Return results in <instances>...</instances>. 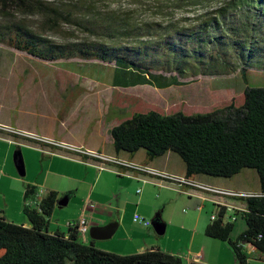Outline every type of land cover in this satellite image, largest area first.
Returning <instances> with one entry per match:
<instances>
[{"label": "trees", "instance_id": "trees-1", "mask_svg": "<svg viewBox=\"0 0 264 264\" xmlns=\"http://www.w3.org/2000/svg\"><path fill=\"white\" fill-rule=\"evenodd\" d=\"M154 1L172 6L212 5L209 10H201L196 18H180L185 24H169L160 34L153 32L149 38H135L138 42H149L159 52L158 59L151 68L131 60L137 69L130 70V76L123 75L121 82L112 85L130 87L148 83L169 88L183 85L187 77H220L219 82L226 77V80L235 83L238 79L243 84V103L235 106L232 101L204 113L151 111L136 114L110 128L113 151L133 154L143 149L147 159L167 151L174 152L184 164V176L193 182L198 175L231 177L242 169H255L260 191L238 197L245 203V210L240 212L245 229L232 240L233 222L226 220L223 206L217 205L216 218L206 225L204 233L227 241L235 254L236 264H246L248 258L264 260V87L247 83L251 72H264V0ZM11 4L41 11L50 9L61 15V11L48 6L45 0H0V9L6 11ZM112 26L115 25L98 28L108 35L111 43L127 48L129 44L116 41L114 36L125 33L139 36L143 32L138 26ZM109 27L112 31H108ZM146 31H149L148 27ZM0 42L51 62L80 53L86 59H93L87 44L101 46V41L57 44L19 24L1 25ZM100 60L107 61L103 57ZM112 62L117 66L119 60L113 57L107 61ZM156 75L163 79L156 80ZM229 76L236 77L227 78ZM0 131L6 130L0 128ZM111 158L119 160V157ZM16 161L21 167L19 153ZM35 191V186L27 184L25 201ZM56 196L53 190L46 192L39 204L40 212L23 205L29 226L16 224L0 215V264H182L179 256L159 248L123 255L100 249L92 240L84 243L78 239L74 222L67 233L50 232L48 217L57 201Z\"/></svg>", "mask_w": 264, "mask_h": 264}, {"label": "rangeland", "instance_id": "rangeland-1", "mask_svg": "<svg viewBox=\"0 0 264 264\" xmlns=\"http://www.w3.org/2000/svg\"><path fill=\"white\" fill-rule=\"evenodd\" d=\"M45 2L48 6L61 11V15L58 11L52 12L50 9L41 11L11 4L6 11L0 9V26L19 24L57 44L101 41V46L87 44L86 47L91 49L93 59H86L80 53L71 58L62 57L51 62L0 42V122L7 124L8 127H5L11 129L7 132L0 131V135L11 139L10 143L4 138L0 141L1 175L14 173L20 180L22 177L40 183L43 176L50 173L49 178L61 181L58 188L61 197L67 196L72 203L81 201L83 204V196L87 193L89 185L78 194V197L73 194L78 185L74 178H80L85 170L82 166L72 164V158L79 157L66 152L55 155L56 157L51 156L50 151L57 153L58 149L43 143L40 135L109 153L107 128L136 114L151 111L204 113L222 108L232 101L235 106L243 103V84L238 79L235 83L226 80V77L220 82V77H187L183 85L169 88H159L148 83L130 87L112 85L121 82L123 75L130 76V70L137 69L131 60L151 68L158 59L159 52L149 45V42H138L134 40L135 38H149L153 32L160 34L169 24H185L186 22L180 18L195 17L201 10H209L211 3L190 7L186 4L174 6L169 3L158 4L154 0H45ZM117 24L120 28L138 26L139 31L143 29V32L139 36L129 33L118 36L116 34L114 36L116 41L129 44L128 48L117 46L119 44L111 43L108 35L98 28L105 25H115L112 27L119 28ZM112 27H109L108 31H112ZM147 27L149 31H146ZM122 49L124 51H121ZM102 57L107 61L115 57L119 63L117 66L113 62L104 63L100 60ZM150 70L156 72L155 69ZM251 73L248 85L264 87V72ZM158 79L163 78L156 75V80ZM219 83L221 84L217 86ZM23 130L34 132L39 140L29 137L30 135ZM142 152L143 149L139 151V158ZM17 153L21 157L24 176L18 173ZM51 159L52 166L49 165ZM137 164L139 165V162ZM173 165L178 168L177 162ZM246 170L256 174L253 168ZM64 172H69L71 176L63 177ZM19 184L21 183L17 182V186ZM83 188L84 186L81 189ZM191 198L193 199L189 202L195 203V207L197 204L204 206L203 213L207 217L217 211V205L214 203ZM172 206L170 208L173 210ZM183 207L181 208L183 211L195 209L189 205ZM56 208L59 211L52 220L60 221L59 214H64L66 206ZM166 212L169 213V208ZM149 221L150 233L164 239L165 234L157 235L153 231L152 222L157 220ZM134 223L144 228L143 224ZM233 223L231 235L237 237L242 229H245L240 212L236 214ZM112 238L94 241L101 244L114 240Z\"/></svg>", "mask_w": 264, "mask_h": 264}, {"label": "crops", "instance_id": "crops-1", "mask_svg": "<svg viewBox=\"0 0 264 264\" xmlns=\"http://www.w3.org/2000/svg\"><path fill=\"white\" fill-rule=\"evenodd\" d=\"M1 125L4 126L0 127L1 129L9 130L7 129V124L0 122ZM112 126L107 128L110 145L109 153L91 148H83L81 145L76 146L68 141L54 139L45 135L39 136L42 142L58 148L57 153L50 151L52 152L51 156L56 157L55 155L66 152V154L79 157L72 158V164L82 166L85 170L80 178H74L78 182V185L73 194L75 197H78V194L89 185L87 193L83 196V204H81V201L80 203H78L79 201H73L72 203L67 198L65 204L66 210H64L65 215L59 214L60 221H53L52 219L56 217L59 211L56 208V206H59L57 201L64 197H61L58 193L61 181L57 182V180L49 178L50 173L45 174L40 183L34 179H24L22 177H20V180L14 173L11 175H1L0 173V215L16 224L30 225L23 212V205L26 202L24 191L26 185L30 184L36 187V191L42 189L43 196L49 190L57 193V201L48 217V229L50 232L59 231L67 233L69 224L76 222L79 217L84 216L87 219L88 228L85 233L78 234V239L84 243H89L92 240L96 247L106 251L124 255L159 248L179 256L182 264H236L235 254L227 241L211 238L204 233V229L211 219L203 213V205L197 204L195 207V203L192 204L189 201L193 199L191 197H194L203 202H212L215 205L231 204L234 206L235 211L238 212L245 210L244 201L238 197L222 196L197 188L183 187L182 190H177L173 186H170V184L163 182L160 176H150L136 170H128L113 163L114 161L107 162L101 158L92 156L90 152L94 151L102 155L123 158L136 164L139 162V165L142 164L143 166L157 169L160 172L177 176L184 175L182 160L171 151H167L154 159H147L144 151L139 158V151L141 149L133 154L115 153L111 146L109 133ZM23 131L29 134V137L32 136L31 138L38 139L34 132ZM3 138L8 143L11 142L8 136L0 135V141ZM82 158H85V160H82ZM52 159L49 160L50 166L53 163ZM176 162L178 163V168L173 165ZM101 164H104L105 167L100 168ZM18 173L20 176L25 175V171L23 174H20L19 168ZM58 175L60 176L61 174L58 173ZM62 176L69 178L71 174L64 172ZM142 179L146 181L143 182ZM194 179L213 187L239 192L258 193L260 191L257 174H253L246 169L240 170L231 177L198 175ZM17 182L21 184L17 186ZM82 186H84L83 189H81ZM138 187H141L139 193L136 192ZM86 202L93 203V206L84 207ZM171 205L174 207L173 210L170 208ZM185 205H189L195 209L191 208L188 211H183L181 208ZM29 206L40 212L37 202H32ZM168 208L169 213L166 212ZM134 213H138L149 220L155 219L163 222L164 232L162 234L156 233L154 229L153 231L157 235L165 234V238L153 236L149 230L150 224L144 225V228L136 225L132 218ZM231 214L232 212L228 211L226 217L228 218ZM110 223L116 224L115 231L110 236L114 240L107 243H96L94 240L97 239L91 238L89 228L92 226H105ZM230 238L232 240L236 239L233 234H230ZM246 249L247 251L250 250V248ZM246 264H264V260L248 258Z\"/></svg>", "mask_w": 264, "mask_h": 264}, {"label": "built area", "instance_id": "built-area-1", "mask_svg": "<svg viewBox=\"0 0 264 264\" xmlns=\"http://www.w3.org/2000/svg\"><path fill=\"white\" fill-rule=\"evenodd\" d=\"M0 127H3V126H0ZM7 129H9V128H7ZM9 130H11V129H9ZM90 153L92 156L101 158L103 161L111 162V156L102 155V154H99V153L94 152V151L90 152ZM113 163H115L121 167H124L128 170H136V171L141 172V173H146L147 175H150V176H160V178L163 182L170 184V186H173L177 190H182L183 187L197 188L200 190L213 192V193L218 194V195L232 196V197H244V196H251V195L255 194L253 192H239V191H234V190H230V189H226V188L213 187V186L202 183V182L195 180V179H194V183H186V177L184 175L177 176V175L168 174L166 172H160L157 169H154V168H151L148 166H141V165H138L136 163L127 161L126 159H123V158H119V162H113ZM104 167H105L104 164L100 165V168H104ZM142 181L144 182L146 180L142 179ZM140 190L141 189L138 188L136 190V192L139 193ZM42 197H43V191H42V189H39V190L35 191L34 197H31L28 200H26L25 204L29 206L32 202H37L38 206H39ZM92 206H93V203H91V202H86V205H84V207H92ZM220 206H223L225 213H227L228 211L232 212V214L227 218V220H229V221L235 220V218H236L235 214H237L238 211H235L234 206H232L231 204H225V205H220ZM198 208H200V207H198ZM216 215H217L216 212L212 213L210 215V219L211 220L215 219ZM132 218H133L134 222L141 223L145 226L150 224L149 220L145 219L144 217L140 216L137 213H134ZM74 223L77 225L79 233L83 234L87 231V228H88L87 219L84 216L79 217L78 220ZM70 224H72V223H70Z\"/></svg>", "mask_w": 264, "mask_h": 264}, {"label": "water", "instance_id": "water-1", "mask_svg": "<svg viewBox=\"0 0 264 264\" xmlns=\"http://www.w3.org/2000/svg\"><path fill=\"white\" fill-rule=\"evenodd\" d=\"M18 168H19L20 174H23L24 173L23 164L21 167H18ZM66 202H67V197L64 196L63 198L57 201V204L59 206H62V205H65ZM152 227L155 230V232L158 234H162L164 232V223L161 221L152 222ZM115 228H116V224H112V223L107 224L105 226H92L89 228V234L91 238H94V239L109 238L115 231Z\"/></svg>", "mask_w": 264, "mask_h": 264}, {"label": "bare ground", "instance_id": "bare-ground-1", "mask_svg": "<svg viewBox=\"0 0 264 264\" xmlns=\"http://www.w3.org/2000/svg\"><path fill=\"white\" fill-rule=\"evenodd\" d=\"M112 161L114 162H119V160L111 158ZM186 183H194L191 179H186Z\"/></svg>", "mask_w": 264, "mask_h": 264}]
</instances>
